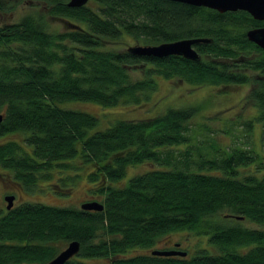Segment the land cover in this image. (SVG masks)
Returning a JSON list of instances; mask_svg holds the SVG:
<instances>
[{"label": "trees", "instance_id": "16d2710c", "mask_svg": "<svg viewBox=\"0 0 264 264\" xmlns=\"http://www.w3.org/2000/svg\"><path fill=\"white\" fill-rule=\"evenodd\" d=\"M8 1L0 0V11L22 1L43 9L0 26V136H22L0 143V168L26 188L40 180L56 183L60 194L85 176L103 208L24 202L6 209L0 214V264H48L58 253L55 242L73 240L79 249L64 264H99L92 258L109 264H264V230L241 221L264 225V159L249 149L212 145V153L199 155L202 147L189 134L196 107L117 119L98 129L96 116L59 105L140 103L157 78L181 79L192 87L250 83L247 98L258 114L245 129L251 132L260 122L264 137V51L245 35L263 22L246 11L219 13L171 0H91L81 7H69L68 0ZM46 16L65 28H52ZM126 38L143 45L208 41L194 44L199 57L190 60L117 49ZM137 67L142 77L133 78ZM146 161L159 167L112 185L128 167ZM251 164L252 172L241 171ZM200 168L218 173L193 171ZM217 214L223 218L210 220ZM184 229L207 235L216 253L202 249L188 258L150 250L126 256Z\"/></svg>", "mask_w": 264, "mask_h": 264}, {"label": "rangeland", "instance_id": "374dc122", "mask_svg": "<svg viewBox=\"0 0 264 264\" xmlns=\"http://www.w3.org/2000/svg\"><path fill=\"white\" fill-rule=\"evenodd\" d=\"M14 4L16 0H9ZM9 3V4H10ZM91 5L93 2L88 1ZM43 5L34 1H22L14 5L13 9L0 11V26L17 21L22 14L41 11ZM45 13V10L43 11ZM52 28L64 29L61 21L46 16ZM143 45L142 41L126 38L117 49H127L130 46ZM109 47V46H108ZM133 78L142 77L141 68L137 67L131 73ZM156 88L149 93L147 100L140 103H120L116 106L104 107L89 101H68L60 106L73 110H80L96 116L99 120L98 129L109 127L117 119L135 120L146 117H153L163 113L168 108L196 107L197 111L189 121V134L193 142H198L199 155L205 156L212 153L210 145L220 149H230L241 147L252 150L259 159H264V137H262V126L260 122H254L252 131L245 129V122L253 120L258 114V109L253 102L247 98L251 89L250 83L238 85H202L192 87L181 79L157 78ZM112 122V123H111ZM253 122V121H252ZM21 134L10 133L0 136V143L6 140H20ZM180 148H183L181 146ZM196 155V154H195ZM80 165V162L78 163ZM264 167L263 165H261ZM159 167L150 161L143 162L127 168L125 176L118 182H114V187L125 185L128 180L140 173ZM254 165L241 167L242 172H252ZM88 170V169H87ZM86 170V171H87ZM194 172L204 174H216L215 170L207 168L194 169ZM83 174V173H82ZM56 183H53L54 185ZM51 182L38 181L33 188H26L15 181L11 173L0 168V214L6 211L7 202L5 196L14 195L13 206L24 202L42 203L51 206H73L79 207L86 201H102L101 196L92 194V183L88 182L85 176L76 179L71 190L67 194L58 193V186L54 187ZM221 214L210 216V220H221ZM243 225L251 228L264 230V225L256 224L248 220H241ZM179 244V249L187 252L186 257L194 256L198 251L204 249L209 253H216L215 248L208 242V236L189 230L172 231L162 234L156 238L154 245L150 249L133 248L126 256L149 253L154 249H169ZM57 251L63 250L67 243L57 241L53 244ZM87 261V260H86ZM92 262L99 264H109L110 260L105 258H92Z\"/></svg>", "mask_w": 264, "mask_h": 264}, {"label": "water", "instance_id": "95a60500", "mask_svg": "<svg viewBox=\"0 0 264 264\" xmlns=\"http://www.w3.org/2000/svg\"><path fill=\"white\" fill-rule=\"evenodd\" d=\"M89 0H68L67 5L69 7H81L84 6ZM181 2L197 7H206L214 9L219 13L227 11H246L253 19L262 21L263 24L259 27H254L246 30V38L257 45L264 51V0H171ZM204 38H184L171 42H162L155 45H135L129 47L128 51L138 56H154V57H166L169 55H179L190 60H197L198 53L194 48V44L199 42H207ZM3 115L0 113V124L2 122ZM7 202L6 209H10L13 206L14 195L5 196ZM82 209L85 210H102L103 205L97 201H87L82 203ZM176 246H179L177 244ZM79 249L78 241H70L67 246L58 252L55 257L48 262V264H64L70 259ZM152 255L158 256H186V251L167 249V250H151Z\"/></svg>", "mask_w": 264, "mask_h": 264}, {"label": "bare ground", "instance_id": "6f19581e", "mask_svg": "<svg viewBox=\"0 0 264 264\" xmlns=\"http://www.w3.org/2000/svg\"><path fill=\"white\" fill-rule=\"evenodd\" d=\"M179 250H182V249H179ZM185 251V250H184ZM187 253V252H186ZM187 255V254H186Z\"/></svg>", "mask_w": 264, "mask_h": 264}]
</instances>
